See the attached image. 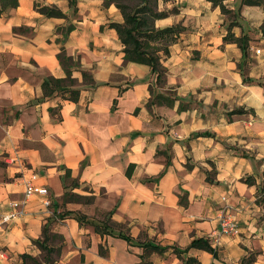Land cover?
<instances>
[{
	"label": "crops",
	"instance_id": "crops-1",
	"mask_svg": "<svg viewBox=\"0 0 264 264\" xmlns=\"http://www.w3.org/2000/svg\"><path fill=\"white\" fill-rule=\"evenodd\" d=\"M223 3L236 13L231 19L209 0L158 1L166 15L154 25L184 27L167 55L159 51L161 80L149 65L123 59L109 26L123 22L114 4L18 0L1 12L0 212L25 198L28 182L48 194L30 195L26 214L0 226V264L40 256L34 241L45 224L60 246L55 264H243L247 256L264 264V208L256 203L264 183V4ZM61 47L94 81L84 84L73 70L77 100L45 84L65 77ZM69 192L90 201L67 200ZM225 205L237 235H219ZM67 211L83 220L61 217ZM198 238L214 252L189 247Z\"/></svg>",
	"mask_w": 264,
	"mask_h": 264
},
{
	"label": "trees",
	"instance_id": "trees-1",
	"mask_svg": "<svg viewBox=\"0 0 264 264\" xmlns=\"http://www.w3.org/2000/svg\"><path fill=\"white\" fill-rule=\"evenodd\" d=\"M69 5L73 8L76 6V0H68ZM159 0H103V5L108 6L114 4L120 11L123 22L122 23H110L109 26L115 28L121 44L123 45V59L125 61L144 63L151 67L152 71L156 74L157 79L161 78L166 73L160 61L159 51L167 55L169 53L168 46L173 43L179 32L184 30V27L180 25H172L168 27L158 28L154 25V21L157 18H161L166 15L165 11H158ZM167 1V0H162ZM213 6H219L223 14L235 15L236 13L228 9L223 3L224 0H209ZM18 0H0V14L7 7L17 6ZM242 4L247 5H263L264 0H242ZM38 11L47 16L65 17V14L55 6H40ZM228 24L227 34L223 37L224 41H230L232 34L230 33V26ZM71 26L67 29H63L62 34H66L70 31ZM248 35L243 33L238 37L237 43L245 53L248 45ZM58 60L65 70V77L53 78L45 84L52 86L53 94H60L63 98L70 100H77L80 92L77 81L72 77V72L75 69H80L83 83L88 86H93L94 81L91 74L84 69H81L79 60L65 53L64 47L60 48L57 54ZM248 184H253L250 178L245 179ZM67 200L76 202H88L90 198L82 197L75 193H67ZM256 203L264 208V183L257 186ZM74 216L79 223L83 220V215L75 212L67 211L61 215ZM127 241H131V238L127 235H122ZM56 235L49 231L47 224L43 226L41 238L36 239L34 242L40 249V256H34L29 253H23L20 255L21 264H55L60 256V246L53 244V240ZM148 248L162 251L161 247L151 245L148 243ZM189 247H196L207 251L214 252L208 241L203 238L193 240ZM177 253L184 250L175 249ZM190 261V260H189ZM253 261L252 256H247L241 263L251 264Z\"/></svg>",
	"mask_w": 264,
	"mask_h": 264
},
{
	"label": "built area",
	"instance_id": "built-area-1",
	"mask_svg": "<svg viewBox=\"0 0 264 264\" xmlns=\"http://www.w3.org/2000/svg\"><path fill=\"white\" fill-rule=\"evenodd\" d=\"M255 52L258 53L259 49H256ZM34 193L46 196L48 194V190L45 187H38L29 182L26 183L25 198L20 201L11 202L10 211H7L6 213L0 212V226L3 223L11 221L12 219L25 215L26 199ZM222 199L224 200L225 197H223ZM45 203L47 204L48 202L46 201ZM238 233L239 227L237 225L236 218L234 217L228 206H223L220 209L219 216V235H237ZM215 241H218V236L215 237Z\"/></svg>",
	"mask_w": 264,
	"mask_h": 264
},
{
	"label": "rangeland",
	"instance_id": "rangeland-1",
	"mask_svg": "<svg viewBox=\"0 0 264 264\" xmlns=\"http://www.w3.org/2000/svg\"><path fill=\"white\" fill-rule=\"evenodd\" d=\"M225 17L228 18V19H231V14H226ZM263 213H264V211H263Z\"/></svg>",
	"mask_w": 264,
	"mask_h": 264
}]
</instances>
